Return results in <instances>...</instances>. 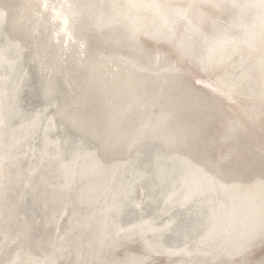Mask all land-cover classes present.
<instances>
[{
  "label": "bare ground",
  "instance_id": "bare-ground-1",
  "mask_svg": "<svg viewBox=\"0 0 264 264\" xmlns=\"http://www.w3.org/2000/svg\"><path fill=\"white\" fill-rule=\"evenodd\" d=\"M130 2L152 0H0V264L264 255L242 254L264 204L259 0H187L220 7L183 22L111 7Z\"/></svg>",
  "mask_w": 264,
  "mask_h": 264
},
{
  "label": "snow or ice",
  "instance_id": "snow-or-ice-1",
  "mask_svg": "<svg viewBox=\"0 0 264 264\" xmlns=\"http://www.w3.org/2000/svg\"><path fill=\"white\" fill-rule=\"evenodd\" d=\"M49 7L47 4H45V8ZM54 7V6H53ZM63 7V6H62ZM74 7L73 5H68V8ZM113 9L123 7L127 8L129 10L131 9H140L147 11L149 13H155L157 15L161 13H165L168 15L170 19L173 21H186L188 19V16L190 14V10H194L197 7H210V8H218L219 5H202L197 3H188L187 0H152L150 3H133L130 2L128 4L124 5H112ZM249 7L258 8L261 14V20H262V32H261V42L264 44V0H259V3L256 5H250ZM63 12H55L54 13V19L59 20L63 16ZM72 15V18L75 19L74 14ZM2 16V14H0ZM64 24L67 26L68 19H64ZM132 26L135 28V22H131ZM140 29L136 28L135 31L131 33L133 37H135L139 33ZM262 166H264V161H262ZM204 178L208 180L209 183L215 185L217 183V176L220 178H224V173L221 171H217L216 176L208 177L207 174H203ZM209 215H208V226H209V235L212 231L215 229V219L217 215V209L214 206V204L209 205ZM259 216H260V229L259 234L257 236V233L255 231H252L248 234L246 240L247 243L242 249V254L250 255L252 253L253 247H254V241L259 238L260 240V247L262 250H264V204L261 205V208L259 210ZM167 227V226H165ZM243 264H264V255L261 256L259 260L255 259H246L243 261Z\"/></svg>",
  "mask_w": 264,
  "mask_h": 264
}]
</instances>
